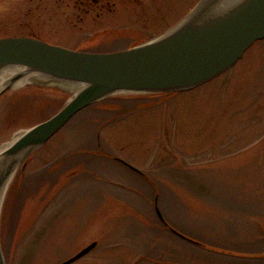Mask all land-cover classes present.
Returning a JSON list of instances; mask_svg holds the SVG:
<instances>
[{"label": "rangeland", "instance_id": "obj_1", "mask_svg": "<svg viewBox=\"0 0 264 264\" xmlns=\"http://www.w3.org/2000/svg\"><path fill=\"white\" fill-rule=\"evenodd\" d=\"M197 1L144 0L140 13L125 1L115 28L95 36L98 27L71 29L28 0H0V37L31 33L73 50L116 51L164 34ZM70 97L37 80L5 91L0 145ZM156 192L166 221L200 244L264 252V40L192 90L119 94L77 114L9 183L0 208L4 262L61 264L96 241L71 264H264L179 240L158 222Z\"/></svg>", "mask_w": 264, "mask_h": 264}, {"label": "water", "instance_id": "obj_2", "mask_svg": "<svg viewBox=\"0 0 264 264\" xmlns=\"http://www.w3.org/2000/svg\"><path fill=\"white\" fill-rule=\"evenodd\" d=\"M263 38L264 0H200L164 34L110 53L75 51L31 37L0 38V71L24 68L42 77V84L71 92L55 114L24 130L0 153V192L4 185L7 190L36 150L87 106L122 93L191 90L230 69L254 42ZM21 77L13 78L0 95ZM120 161L141 175L135 167ZM155 211L167 229L190 243L233 256L264 257V253L242 255L202 245L170 227L156 203ZM96 245L89 244L61 264L73 263ZM0 264H5L1 247Z\"/></svg>", "mask_w": 264, "mask_h": 264}, {"label": "flooded vegetation", "instance_id": "obj_3", "mask_svg": "<svg viewBox=\"0 0 264 264\" xmlns=\"http://www.w3.org/2000/svg\"><path fill=\"white\" fill-rule=\"evenodd\" d=\"M29 4H36L43 15H49L50 18H57L64 24L67 23L71 29L85 26L98 27L94 32L95 36H103L109 29H114L116 25L113 19L115 15H120L123 11L125 1L134 4L138 12L146 9L144 0H28ZM120 2V3H119ZM122 7H121V6ZM39 15V14H38ZM122 15V13H121ZM97 33V34H96ZM103 35H99V34ZM106 38V37H104ZM95 39V38H94ZM264 40V39H263ZM262 41V40H261ZM120 50V49H118ZM105 51V52H111ZM88 52H101L91 50Z\"/></svg>", "mask_w": 264, "mask_h": 264}, {"label": "bare ground", "instance_id": "obj_4", "mask_svg": "<svg viewBox=\"0 0 264 264\" xmlns=\"http://www.w3.org/2000/svg\"><path fill=\"white\" fill-rule=\"evenodd\" d=\"M22 75V77L18 80H16L15 82H13L11 84V88H16L19 86H22L23 84L32 81V80H37V81H41L43 78L37 75H34L32 73H29L26 71V69L24 68H20V67H12V68H8V69H4L2 71H0V91L2 89H4L13 78ZM66 89V88H65ZM23 131L19 132L16 136H13V138L11 139V141H8L2 145H0V153L2 151H5L12 143L13 141L22 134ZM6 191V185L3 186V188L1 189L0 192V201L3 198V195ZM1 208V205H0Z\"/></svg>", "mask_w": 264, "mask_h": 264}]
</instances>
